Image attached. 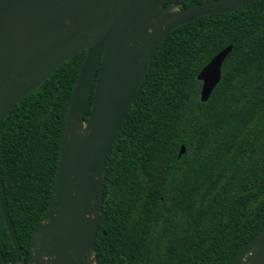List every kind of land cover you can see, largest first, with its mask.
Here are the masks:
<instances>
[{"label": "trees", "instance_id": "1", "mask_svg": "<svg viewBox=\"0 0 264 264\" xmlns=\"http://www.w3.org/2000/svg\"><path fill=\"white\" fill-rule=\"evenodd\" d=\"M227 45L220 80L201 101L197 75ZM84 53L22 97L0 126V176L21 262L47 211ZM102 209L96 264H226L262 228L264 0L201 16L164 38L107 154ZM0 251L16 263L1 211Z\"/></svg>", "mask_w": 264, "mask_h": 264}, {"label": "water", "instance_id": "2", "mask_svg": "<svg viewBox=\"0 0 264 264\" xmlns=\"http://www.w3.org/2000/svg\"><path fill=\"white\" fill-rule=\"evenodd\" d=\"M252 1L180 6L174 0H0V126L22 97L85 51L61 133L50 201L31 235L27 263L20 262L22 249L0 176V211L17 254L16 263H10L0 251V264H96L106 157L158 47L180 25ZM231 48L227 45L199 71L201 101L219 82ZM226 264H264V225Z\"/></svg>", "mask_w": 264, "mask_h": 264}, {"label": "flooded vegetation", "instance_id": "3", "mask_svg": "<svg viewBox=\"0 0 264 264\" xmlns=\"http://www.w3.org/2000/svg\"><path fill=\"white\" fill-rule=\"evenodd\" d=\"M169 1H170V0H169ZM169 1H168V2H169ZM168 2H164V3L167 4ZM174 2H175V0H174ZM23 261H24L25 263H27L25 260H22V262H23ZM20 262H21V261H20Z\"/></svg>", "mask_w": 264, "mask_h": 264}, {"label": "rangeland", "instance_id": "4", "mask_svg": "<svg viewBox=\"0 0 264 264\" xmlns=\"http://www.w3.org/2000/svg\"><path fill=\"white\" fill-rule=\"evenodd\" d=\"M20 264V263H19Z\"/></svg>", "mask_w": 264, "mask_h": 264}]
</instances>
